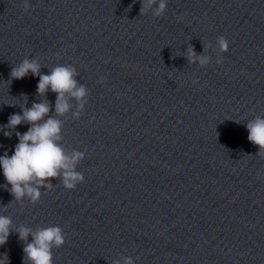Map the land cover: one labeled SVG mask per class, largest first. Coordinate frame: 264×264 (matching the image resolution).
<instances>
[{
  "label": "clouds",
  "instance_id": "1",
  "mask_svg": "<svg viewBox=\"0 0 264 264\" xmlns=\"http://www.w3.org/2000/svg\"><path fill=\"white\" fill-rule=\"evenodd\" d=\"M29 7L28 0H24L22 10L28 12ZM166 8L167 0H141L140 15L151 11L154 17H161ZM216 45L220 54L229 50V42L223 36L217 38ZM205 47L207 50L208 46ZM187 59L189 63L204 68L210 64L212 57L207 54L197 55L190 46L187 49ZM222 62V56L218 55L216 63ZM41 67L38 59L24 58L12 68V79L25 78L29 73L33 77H39L37 95L45 99L33 102L30 108L25 104L21 108L22 114L10 115L8 123L0 126V130L8 129L4 131V136L11 137L18 125H30L23 134L15 132L19 143L15 145L11 156L7 152L0 156V168L3 170L6 186L10 185L7 190L13 199L20 203L27 199L33 205L41 198V188L52 189L53 180L59 179L68 190L75 189L84 181L83 174L76 171V168L85 158V152L66 151L62 144L64 121L60 118L69 112L73 118H80L88 102V89L78 83V73L72 65H57L49 74H42ZM49 90L56 94L54 111L46 98ZM25 98L27 100L26 96ZM72 100L76 101L75 111H72ZM246 128L249 142L259 148L256 155L264 158V117L255 116L248 120ZM13 232L24 242V264H53V249L65 244V234L59 226L38 227L35 230L25 226L14 227L11 217L0 215V246L6 244ZM29 237L32 238L31 242ZM5 261L8 264L7 254L0 259V264H5ZM115 264H119V261ZM124 264H134V261L131 257H125Z\"/></svg>",
  "mask_w": 264,
  "mask_h": 264
}]
</instances>
